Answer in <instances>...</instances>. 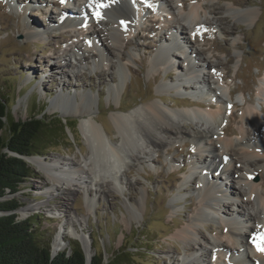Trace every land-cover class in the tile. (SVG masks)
Listing matches in <instances>:
<instances>
[{
  "label": "rangeland",
  "instance_id": "374dc122",
  "mask_svg": "<svg viewBox=\"0 0 264 264\" xmlns=\"http://www.w3.org/2000/svg\"><path fill=\"white\" fill-rule=\"evenodd\" d=\"M133 1L136 5L133 7L134 17L140 27L134 29L135 38L126 33V39L122 42L124 48L119 50V55L112 54L110 39L100 33L102 29L93 28L98 34L95 43L102 47L101 43L107 51H111L109 58L114 64L108 69L101 63L98 69L92 65L97 62L95 53L84 48L88 25L79 24L72 30L48 29L45 35L24 38L26 28L41 26L47 20L48 25L55 24L59 20L58 6L51 0H0V95L8 102L10 118L23 121L43 111L38 117L49 119L55 116L67 125L61 133L54 129L57 125L52 124L49 138L53 142L52 147L33 158H39L44 163H57L59 169L64 161L74 162L77 169L84 166L87 158L84 152L88 148L80 130L83 118L78 114L64 117L53 112L55 105L61 106L56 104V98L62 96L69 97L71 102H80L83 95H90L91 105L82 108L92 113L109 138H114L116 130L110 119L112 114H127L153 102L162 104L159 99L174 111L216 112L220 105L215 104L207 90L211 87L217 92L213 83L219 78L220 95L227 103L230 102L224 109L220 126V129L226 130L225 138L239 139L237 130L242 126L240 115L247 106L259 110L264 120V103L257 95L260 82L264 80V0H184L185 12L189 5H197L206 11L209 18L221 19L222 23L217 24L223 30L213 29L216 25L210 29L199 26L191 37L188 31L183 30L187 34L188 49L178 42L174 50L168 51L172 54L168 53V56L175 60L177 71H165L164 67L151 65L159 50V43L170 36L171 30L168 28L175 24L167 21L173 9L166 5L158 8L157 0H151V3ZM225 6L240 11L253 9L257 18L249 25L239 16L226 13ZM202 16L206 17L204 14ZM72 44H77L81 50L70 51ZM196 51H199L197 56L201 59L220 65L218 73L210 69L198 72L204 69V65L194 58ZM180 52H186L193 61L197 81L187 82L181 77L187 70L188 60L184 61ZM82 56L85 61L81 59ZM118 64L123 69L115 68ZM41 73L42 77L45 76L42 81ZM101 73H104L102 77ZM121 73L125 75L123 86L119 84ZM203 76L204 84L201 83ZM175 83L189 89L177 91L170 88L163 92L157 89L161 84L173 86ZM195 87L206 91L203 94ZM229 91L231 96L228 95ZM201 122L208 125L207 121L195 117L182 125L185 131L192 133L197 124L200 127ZM230 131L234 133L230 134ZM6 137V131L0 132V138ZM205 140L203 138V142L207 143ZM44 142L40 140L39 143ZM202 155L206 163L211 160V154ZM196 159L198 155L190 142L181 141L151 154V164L141 163L131 170L124 168V174L117 182L113 183L114 179L110 176L108 181L112 184L109 185L106 179L104 184L107 185H102L97 191L94 182L86 185L77 183L64 191L62 185L47 179L44 172L29 163V158H24L31 175L22 179L16 193L8 194L2 200L14 198L17 201L20 207L16 212L20 219L37 216L35 220L39 224V232L51 239V254L68 250L70 244H77L83 250L87 264L94 257L101 258L103 264H170L171 257L179 260V255L196 256L199 253L195 244L184 246L173 239L174 233L184 227L195 211L197 199L194 190L200 184L193 180L186 183L184 179L191 175L190 163ZM225 177L221 172L207 173L208 179L221 186L229 183ZM252 181L258 187L264 183V170L259 169ZM180 188L185 190L182 194L184 197L179 198L176 192ZM260 192L263 197L264 184ZM233 195L229 193L226 199L221 200L225 213L223 218L245 221L244 210L237 201L245 198ZM211 220L208 225L216 229L220 222ZM74 231L81 237L77 238ZM60 232L63 237L58 239ZM204 232V247L211 251L210 238L213 235L208 234L207 227ZM54 243L60 246L55 248ZM226 247L229 250V246ZM240 251L237 248V253ZM212 253L209 254L211 263L227 262L225 259L219 260Z\"/></svg>",
  "mask_w": 264,
  "mask_h": 264
},
{
  "label": "bare ground",
  "instance_id": "6f19581e",
  "mask_svg": "<svg viewBox=\"0 0 264 264\" xmlns=\"http://www.w3.org/2000/svg\"><path fill=\"white\" fill-rule=\"evenodd\" d=\"M71 1L70 3L76 1L79 3V22L88 25L87 30L89 31L86 32L87 35L83 42L85 43V49H90L95 53L94 57L97 62L92 65L100 69L101 67L99 64L102 63L105 68L108 67V69H111L114 66L109 58V56H111V51H107L101 43L100 46L102 47H99V45L95 43L98 34L93 28L102 29L100 33H104L110 39L111 50H113L112 54L115 53V55H119V50L124 48L122 42L124 43L126 39V33H128V36L135 38L136 35L133 34L134 29H137L138 26L140 27V24L134 17L135 9L133 7H136L135 1ZM145 1L151 3V0ZM157 2L159 3L157 6L158 8H163L162 5H166L167 8L173 9V11L171 10L172 13L169 15L170 19L167 21H173L175 24L173 23L174 25H170L168 28V30H171L170 36H168L166 40L164 39V42L159 43V50L155 56L154 63L151 65L164 67L163 69L165 71H177V65L174 63L175 60L172 59L173 57L170 58L168 56V53L172 55L171 52L168 51L174 50L178 42L188 49L186 45L188 43V38L185 37L187 34L183 32V30L188 31L190 34L189 37H191L192 34L197 32L196 27L200 26L201 29H210L212 26L216 25L213 29L217 30L218 28L221 32L223 29L219 27L221 25H218L217 22L221 24L222 20H215L213 17L209 18L204 9L194 4L189 5L185 12L184 0H157ZM82 4H84V6ZM67 5L68 4H63V7H67ZM224 10L230 15L239 16L249 25L257 18V13L253 9L240 11L225 6ZM62 11L63 8L60 11L62 15L60 19L56 21L55 25L61 29H75L79 23L74 20L73 13L71 11ZM202 14L206 15V17L203 18ZM48 23L47 20L46 23L41 24V26L37 25L29 29L26 28L25 32L28 36L25 35L24 38L41 36V34L45 35L46 32H49L48 29H52L53 27V24L48 25ZM40 30H43L41 34H39ZM179 32L181 33L179 34ZM182 37H184V39ZM80 50L77 44L71 45L70 51L77 52ZM180 54L184 58V61H186V59L188 60L187 70L180 76L187 82L197 81L198 78H195L196 71L193 61L186 52H180ZM197 54H199V51H196L194 58H197V61H200L204 65V69H200L198 72L210 69L211 72L218 73L217 71L220 65L212 64L205 58L201 59ZM116 58L117 57H114V59ZM81 59L85 61L83 56ZM115 68L123 69L120 64L116 65ZM102 72H104V70ZM42 74L43 73L39 74L41 81L42 78H45V76L42 77ZM103 74L104 73H101L100 77H102ZM121 74L122 76H120L119 84L123 86L125 83V75L123 73ZM218 79L219 78L213 83L218 93L215 89L212 90L211 87H208L207 90L210 96H213L215 104H218V106L220 105L216 112L210 113L209 111L205 112L203 110L190 111L188 109L174 111L169 108L162 99H159L162 104L153 102L138 107L127 114H112L110 119L116 130V137L114 138H109L103 126L92 116V113H90L88 109L82 108V106L86 108L91 105L92 99L90 95H83L84 97L80 102L77 100L71 102L68 99L69 97H58L55 102L56 104H61V106L55 105L53 107V112H58L64 117L78 114L83 118V121L80 123V130L85 137L88 148L87 151L84 152V154H87V158L85 162H83L84 166L77 169L75 168L74 162L64 161V163L61 164L63 167L59 169L57 163H44L39 158L27 157L29 158V163L44 172L46 178L50 181H55L57 184L62 185L64 191L69 190L70 186L77 183L86 185L92 182H94V186H96L95 190L97 191L102 185H107L104 183L108 181L110 176L114 179L113 183L121 180L124 174V168L131 170L138 168L137 165H141V163L148 164V162H150L151 164V154L160 152V150L163 149L166 150L174 143L189 141L191 148L198 155V159H196V161H191L192 173L184 179V182L187 183L193 180L198 181L200 185L198 189L194 190L197 199L195 211L188 217L184 227L174 233L173 239L176 242L182 243L184 246L195 244V247L198 246L199 253H196V256L179 255V260L171 257L169 263L216 264L211 263L212 261L209 259V254L213 252L212 254L219 260L223 261V259H225L227 261L226 263L222 262V264H264V196L262 197L260 192L264 183L262 182L259 188L258 185L252 181V177L256 175L259 169L264 170V120L259 110L247 106L242 110L240 115L242 126L237 130L239 139L232 140L225 138L224 135L226 130L225 128L220 129V126L223 123L224 109L230 102L227 103L220 95L221 92ZM201 83H205L204 76L201 79ZM172 85L173 86H167L166 84H161L157 89L160 92H163L165 89L169 90L170 88L177 91L189 89V87H184L179 83ZM194 89H199L203 94L206 91V89L200 87H195ZM228 95L231 96V91L228 92ZM257 95L264 103V80L260 82ZM210 105L209 103V107ZM193 117L198 118L200 121H207L208 125L205 122H201L198 128V122L195 131H192V133L185 131L182 123L189 121V118ZM229 133L233 134L234 132L230 131ZM203 138H206L207 143L203 142ZM204 153L211 154V160L208 163H206L205 158H203L202 154ZM200 164L202 168L200 167V172H197L198 168L196 165L199 166ZM209 171L216 174L221 172L222 175H226V181L229 183L221 186L213 180L208 179L206 175ZM107 183H109V185L112 184L110 181ZM242 188L244 189V195L242 194ZM183 190L185 189H178L176 196L179 198L184 197ZM229 193L234 194L233 196L242 195L245 198L237 200L240 207L244 210L243 215L246 217V220L244 219L245 221L235 218H223L225 216L223 215L224 212L222 210L223 205H221V200L226 199ZM176 200L177 199L174 201ZM249 204L251 205L250 208H248ZM211 219L220 222L216 229L208 225L209 222L212 221ZM205 227H207L208 234L211 233L213 235L210 238L212 241L211 251L207 250L203 244L206 238L204 232ZM73 234H75L77 238L81 237L80 234H77L75 231ZM62 237L63 234L60 232L57 238L60 239ZM225 244L229 246V250L225 249ZM54 246L58 248L60 245L54 243ZM230 248H232V250ZM237 248H240L242 251L237 253ZM87 257H90L88 251Z\"/></svg>",
  "mask_w": 264,
  "mask_h": 264
},
{
  "label": "trees",
  "instance_id": "16d2710c",
  "mask_svg": "<svg viewBox=\"0 0 264 264\" xmlns=\"http://www.w3.org/2000/svg\"><path fill=\"white\" fill-rule=\"evenodd\" d=\"M8 110V102L0 95V132H7L5 139L0 138V264H87L77 244H70L68 250L52 256L51 239L39 232L37 216L20 219L17 201L2 200L16 193L22 179L31 175L24 158L42 155V151L52 147L49 140L52 124L61 133L67 127L55 116L38 117L43 111L23 121H14ZM40 140L46 143L40 144ZM90 264L103 263L101 258L94 257Z\"/></svg>",
  "mask_w": 264,
  "mask_h": 264
},
{
  "label": "water",
  "instance_id": "95a60500",
  "mask_svg": "<svg viewBox=\"0 0 264 264\" xmlns=\"http://www.w3.org/2000/svg\"><path fill=\"white\" fill-rule=\"evenodd\" d=\"M55 253V252H54ZM53 252H52V256H54L55 254H54Z\"/></svg>",
  "mask_w": 264,
  "mask_h": 264
},
{
  "label": "snow or ice",
  "instance_id": "6c2138e0",
  "mask_svg": "<svg viewBox=\"0 0 264 264\" xmlns=\"http://www.w3.org/2000/svg\"><path fill=\"white\" fill-rule=\"evenodd\" d=\"M64 2V0H61V3H63Z\"/></svg>",
  "mask_w": 264,
  "mask_h": 264
}]
</instances>
